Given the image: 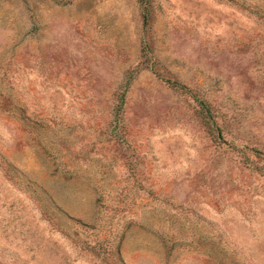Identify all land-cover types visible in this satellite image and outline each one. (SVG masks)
Here are the masks:
<instances>
[{
	"label": "rangeland",
	"instance_id": "obj_1",
	"mask_svg": "<svg viewBox=\"0 0 264 264\" xmlns=\"http://www.w3.org/2000/svg\"><path fill=\"white\" fill-rule=\"evenodd\" d=\"M0 264H264V0H0Z\"/></svg>",
	"mask_w": 264,
	"mask_h": 264
},
{
	"label": "trees",
	"instance_id": "obj_2",
	"mask_svg": "<svg viewBox=\"0 0 264 264\" xmlns=\"http://www.w3.org/2000/svg\"><path fill=\"white\" fill-rule=\"evenodd\" d=\"M209 116H210L211 120L213 121V115H212V113H210Z\"/></svg>",
	"mask_w": 264,
	"mask_h": 264
}]
</instances>
